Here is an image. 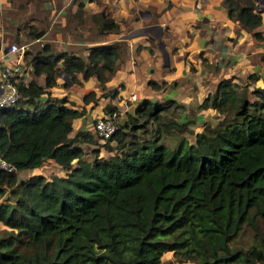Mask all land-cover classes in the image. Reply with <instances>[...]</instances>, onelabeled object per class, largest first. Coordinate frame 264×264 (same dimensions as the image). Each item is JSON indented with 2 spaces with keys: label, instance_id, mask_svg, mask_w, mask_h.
I'll return each instance as SVG.
<instances>
[{
  "label": "trees",
  "instance_id": "trees-1",
  "mask_svg": "<svg viewBox=\"0 0 264 264\" xmlns=\"http://www.w3.org/2000/svg\"><path fill=\"white\" fill-rule=\"evenodd\" d=\"M219 4L262 42L264 10L236 0ZM89 17L95 33L118 31L105 12ZM43 33L29 27L26 37ZM147 40L156 43L150 34ZM52 45L48 39L24 51L42 84L17 81L18 100L0 110V152L15 168L0 169V264H264V86L254 85L249 98L231 79L217 81L197 107L220 118L194 134L176 100L143 98L103 143L111 154L99 156L91 131L71 133L84 108L48 89L59 72L74 83L76 73L82 80L95 75L104 88L125 43L93 44L85 57ZM91 99L94 92H85L83 102ZM104 111L117 108L107 103ZM82 143L92 145L88 157ZM47 159L64 175L18 179L17 170ZM165 252L172 259L161 260Z\"/></svg>",
  "mask_w": 264,
  "mask_h": 264
},
{
  "label": "crops",
  "instance_id": "crops-1",
  "mask_svg": "<svg viewBox=\"0 0 264 264\" xmlns=\"http://www.w3.org/2000/svg\"><path fill=\"white\" fill-rule=\"evenodd\" d=\"M236 1L241 5L252 7L255 3V0ZM79 2H82V9L90 15L99 14L103 10L108 12L107 15L118 23V31L103 34L87 33L86 27L82 30V27L76 25L70 34H65L58 29L54 32V40L58 44L57 51L71 50L74 54L81 52L85 57L88 47L93 44L115 40L125 43L123 54L116 59L118 64L116 70L104 82L107 87L121 85L117 98L124 102L125 107L123 110L119 108L117 111L118 119L119 114L125 111L132 113L134 107L139 105L143 98L158 101L173 99L186 110L192 111L191 122L188 126L194 134L202 129L203 123L207 122L209 118L213 117L216 120L219 115L213 108L197 107L208 92L203 93L204 90H197V88L203 87L202 84L207 81L206 77L208 79L211 75L214 79L217 77L215 81H222L230 76L223 73V70L218 71L217 74H213L210 70L203 71L202 58L207 63L216 62L220 68L228 60L229 64L224 65L227 68L231 66L230 63L239 65L241 62L244 71H253L256 76L259 75V71L251 70L252 66L254 68V64L244 62L246 54L252 49L250 33L237 21L226 16L224 8L219 4L220 0H80ZM100 5L102 7H99ZM74 8L75 4L72 3L70 10L73 11ZM61 22L63 25L64 20L62 19ZM164 28H166L167 34H164ZM91 31L93 30L91 29ZM4 34L0 28V67L12 64L15 60V54L7 52L8 43L11 41V36L8 34L11 33ZM15 34L17 35L18 32ZM147 34L156 38L155 44L149 43ZM4 36L8 39L6 43ZM43 36H45V32L41 37ZM216 43H219L220 47L226 45V50H215L213 45ZM229 50L232 51L228 52ZM238 53L242 58L240 61L236 60ZM222 57L226 58L221 62L219 59ZM20 63L19 81L26 84L30 80H34L38 84H42L43 77L41 75L34 76L30 64L24 61V58H21ZM106 63V61H101L100 64ZM75 76L80 80V83L68 81L67 76L59 72L55 79V85L48 89L50 96H65L67 105L72 103V106L77 109L84 107L83 114L72 119V131L85 128V122L91 120L95 112L98 111L96 108H92L96 102H83L84 93L89 89L95 90L96 93L100 91L95 86L97 83L95 75L89 76L86 80H82L79 73H76ZM201 76L204 78L201 79ZM148 79L158 83L164 81L165 84L158 89H152L147 84ZM201 80L202 84H200ZM41 97L43 98L44 95ZM119 121L122 122L121 118ZM193 134H185L189 142L193 141ZM80 147L82 148L81 144ZM108 152L110 155L111 152ZM49 163L55 164L52 159H47L38 167L26 168L27 172L23 175L25 177L45 175L42 173V168L47 167ZM61 171V175H64V170L61 169ZM184 263L186 262L178 264Z\"/></svg>",
  "mask_w": 264,
  "mask_h": 264
},
{
  "label": "rangeland",
  "instance_id": "rangeland-1",
  "mask_svg": "<svg viewBox=\"0 0 264 264\" xmlns=\"http://www.w3.org/2000/svg\"><path fill=\"white\" fill-rule=\"evenodd\" d=\"M79 1L80 0H4V1L0 0V28H1V31L3 35H5L4 33L6 34L11 33V34H8L11 36L10 38L11 41L9 43L23 45L24 46L23 53L26 49H31L37 43L39 44L43 43L48 39L54 40L55 38L54 32L57 31L58 29L62 30L63 33L65 34H70L72 30L74 29V27H76V25H79L80 27H82V30L83 28L86 27L85 29L87 33L88 32L95 33L94 26L96 23L89 17L90 13L84 11L82 9V6L79 7L77 5V2ZM72 3L75 4V8L73 11L70 10V6L72 5ZM253 6L258 9H261V8L264 9V0H255V3ZM99 7H102V6L100 5ZM103 12H105L106 14L108 13L105 10H103ZM261 14H263V12ZM62 19L64 20L63 25L61 22ZM29 27L30 29L35 28L36 30L42 29L45 32V37H40L39 39L26 37V33L29 30ZM91 29L93 31H91ZM260 31L262 34V42L260 41L255 42L253 41L251 37L250 40L252 44V49L248 51L249 53L246 54V59L244 60V62H247L246 64L248 63L254 64V68L252 66L251 70L255 69L259 71L258 73L259 75H257V78L255 80H250L248 78L249 74H254V73L253 71L251 72H248L247 70L244 71V69L242 68L243 65L241 62L239 65L235 63H230L231 66L227 68L224 65L229 64V60H228L223 64V67L220 68V66H218L216 62L207 63L206 60L202 58L201 64L204 68L203 71L210 70L213 74L214 73L217 74L218 71L223 70V73L230 75V76L225 75V76H228L226 77V79L227 78L231 79V81L243 86L245 91L248 94V97L252 98V94L250 93L251 88L254 85L264 86V20H263ZM15 32H18V34L16 35ZM6 40L8 41L7 37L4 36L5 43H6ZM52 44H53L52 48L54 50H57L58 48L57 42L54 40L52 41ZM68 46H71V45H68ZM213 46H215V50H221V49L222 51L226 50V45L223 47H220L219 43H216ZM231 51L232 50H229L228 52H231ZM23 53H22V58H23ZM77 54L82 55L81 52ZM239 56L240 54L238 53L236 57V60L238 61L242 59ZM225 58L226 57H222L219 59V61L222 62L223 60H225ZM24 61L26 60L24 59ZM191 69H194V67H191ZM202 78L204 77L201 76V79ZM216 78L214 79L213 75H211L210 78L208 79L206 77L207 81H205L204 83L201 80L200 84L203 83L202 84L203 87H200V84H199L198 86L200 88H197V90H204L203 93L206 91H210L213 85L217 82L215 81ZM95 86H97V89L99 88L97 83H95ZM120 87H121L120 84L110 85V87H107V85L104 83V88L102 89L99 88L100 91L98 93H96L95 90L93 89L88 90V91L94 92V99L93 100L91 99L90 101H92V103L96 102L94 103V105H92V108H96L98 111L95 112L91 120L89 119L88 121L85 122L84 125L86 126L85 127L86 129L85 128L83 129L88 130L89 129L88 124H90L94 118L102 116V115L110 114L104 111V105L107 103L113 104L117 108V111L119 110V108L123 110V108L125 107L124 102L121 101L120 98H117V93ZM114 89L116 90L115 96L113 97L109 96L107 94V91H112ZM178 110L179 112H181V114L184 115V118H186L185 116L187 115L191 116L192 114L191 110H186L182 105H181V108H179ZM125 113H128V112L125 111L122 114H119V119L121 118V120H123V117H125ZM117 115H118V112H116L114 116L116 123L120 122ZM219 118H220V115H218L216 120L213 117L209 118L207 122L214 123ZM74 131L75 130L71 131V133H73ZM192 133H193V130H192ZM93 138L95 139L98 145L99 156L108 155L109 152L102 147L105 141H100L95 135H93ZM81 146L84 152H86L85 156L88 157L89 156L88 150L90 149V147H92V145L87 144V143H82ZM25 172H27L26 168L17 170L16 173H17L18 179L19 178L23 179L25 177L23 175ZM42 173L45 174L43 175L44 177L48 178L50 174L61 175L62 171L59 166H56V164L49 163L47 164V167L42 168ZM2 227L3 225L0 224V228ZM166 259H172V256L170 255V253H164L161 256V260H166ZM172 264H178V263H172ZM184 264H191V262L190 263L186 262Z\"/></svg>",
  "mask_w": 264,
  "mask_h": 264
},
{
  "label": "built area",
  "instance_id": "built-area-1",
  "mask_svg": "<svg viewBox=\"0 0 264 264\" xmlns=\"http://www.w3.org/2000/svg\"><path fill=\"white\" fill-rule=\"evenodd\" d=\"M23 45L9 43L7 52L15 54V60L12 64L3 65L0 67V110L13 106L18 100L20 94L16 89L15 83L21 72L20 60L23 53ZM115 114H107L96 117L89 124L88 131H91L100 141H105L117 128V123L114 118ZM0 169L6 172H14V166L5 160L0 152Z\"/></svg>",
  "mask_w": 264,
  "mask_h": 264
},
{
  "label": "water",
  "instance_id": "water-1",
  "mask_svg": "<svg viewBox=\"0 0 264 264\" xmlns=\"http://www.w3.org/2000/svg\"><path fill=\"white\" fill-rule=\"evenodd\" d=\"M261 10H264L263 8H261Z\"/></svg>",
  "mask_w": 264,
  "mask_h": 264
}]
</instances>
